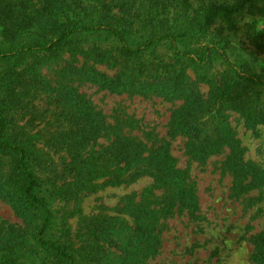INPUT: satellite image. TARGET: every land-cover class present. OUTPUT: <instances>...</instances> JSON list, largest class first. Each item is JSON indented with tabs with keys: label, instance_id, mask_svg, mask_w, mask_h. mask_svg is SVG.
I'll return each mask as SVG.
<instances>
[{
	"label": "trees",
	"instance_id": "1",
	"mask_svg": "<svg viewBox=\"0 0 264 264\" xmlns=\"http://www.w3.org/2000/svg\"><path fill=\"white\" fill-rule=\"evenodd\" d=\"M6 1L0 0V46L6 45L0 47V65L8 67L0 73V199L26 227L0 222V264H148L160 252L161 226L167 219L181 213L199 218L195 185L171 154L176 137L186 139V154L196 162L229 148L222 170L232 179L234 195L247 196L264 184V174L242 161L224 124L226 113L235 111L249 128L264 125V79L218 44L179 49L181 41L203 37L216 20L233 16L253 0H107L106 13L132 10L143 2L160 5L162 23L144 35L129 30V21L121 24L120 15L95 17V3L89 0H51L60 6L36 9L10 28L13 11L2 5ZM174 8L179 9L171 20L165 19ZM164 47L172 54L171 64L156 60V49ZM65 54L82 59L76 72L81 84L90 82L119 96L180 102L168 123L169 140L148 147L122 133V122L108 124L78 87L63 85V74L70 76L67 67L54 73L59 74V88L52 86L42 69L51 70ZM88 62L118 73H88L93 70L87 69ZM216 68L222 73L213 77ZM188 70L195 81L190 82ZM199 84L209 88L207 101L196 91ZM103 137L106 145L99 144ZM142 178L151 185L139 202L126 196L119 211L131 224L97 216L73 234L58 209L60 203L77 207L80 195L95 192L94 182L100 179L120 186ZM250 240L253 262L264 264V230Z\"/></svg>",
	"mask_w": 264,
	"mask_h": 264
},
{
	"label": "rangeland",
	"instance_id": "2",
	"mask_svg": "<svg viewBox=\"0 0 264 264\" xmlns=\"http://www.w3.org/2000/svg\"><path fill=\"white\" fill-rule=\"evenodd\" d=\"M89 1L95 3L93 11L95 17L120 15L121 24L126 25L129 21L128 29L143 35L149 34L155 24L162 23L163 8L160 5L157 8L152 6V3L143 2V5H136L132 10H128L127 7L121 10L117 8L106 13L107 8L104 5L109 3L107 0ZM6 4L13 11V17L8 25L10 28L17 24V19L34 14L36 9L47 5L60 6V4H52L51 0H8L2 3L3 6ZM85 7L86 4L83 10ZM178 9H169L165 19L171 20ZM192 12L193 10L189 9V13ZM211 44L224 47L227 52L233 54V58L237 57L249 72L261 75L264 79V0H253L233 16L216 20L206 29L203 37L181 41L179 49L200 50ZM0 47L4 49L6 45L2 44ZM156 50V60L173 63L172 54L165 47ZM60 57L52 64L51 70H47L46 66L42 69V73L49 76L47 81L51 80L52 86L59 88V74L54 73L67 67L70 76L66 77L63 74V85L78 87L79 93L84 95L97 111H101L108 124L117 125L122 122V133L137 138L148 147H157L169 140L168 123L172 111L181 104L180 102H168L157 96L149 98L119 96L99 91L93 83L79 82L81 76L76 72L82 66L80 57L76 60H71L68 54ZM85 64L87 69L93 68L88 71L91 74L100 73L113 77L118 73L117 68L110 69L106 65H93L91 62ZM7 68L6 65L1 64L0 73ZM211 72V75L216 77L222 73V70L216 68ZM187 75L190 82L195 81V75L191 71L188 70ZM194 86L201 99L207 101L209 88L202 84ZM53 108L51 106V109ZM58 112L59 110H56V113ZM226 114L225 127L237 142L242 161L256 167L264 174V125L249 128L238 112L229 111ZM132 123L134 127H131ZM106 138H101L99 144L106 145ZM185 144V138L176 137L171 140L170 150L177 159V167L187 169L190 181L195 185L200 209L199 218L192 219L188 214L181 213L167 219L161 226L160 252L149 260L148 264H240L241 261L242 264H255L252 260L255 247L250 239L264 230V184L252 188L247 196L234 195L231 191L232 179L222 170V163L229 154V148L225 147L220 154L211 155L202 163L189 159ZM104 182L106 179L94 182L98 186L95 192H83L77 207L73 208V204L67 206L64 203L59 204L58 209L63 212V218L69 219L68 224L73 234L85 225L84 221H91L97 216L119 217L131 224L129 216L119 212L125 203L123 199L134 195V202H139L143 191L151 185V180L148 178L120 186L105 185ZM0 222H7L20 229L26 227L24 219L2 199H0Z\"/></svg>",
	"mask_w": 264,
	"mask_h": 264
},
{
	"label": "clouds",
	"instance_id": "3",
	"mask_svg": "<svg viewBox=\"0 0 264 264\" xmlns=\"http://www.w3.org/2000/svg\"><path fill=\"white\" fill-rule=\"evenodd\" d=\"M240 264H242V261L240 262Z\"/></svg>",
	"mask_w": 264,
	"mask_h": 264
}]
</instances>
